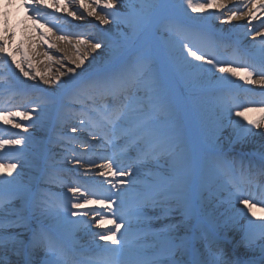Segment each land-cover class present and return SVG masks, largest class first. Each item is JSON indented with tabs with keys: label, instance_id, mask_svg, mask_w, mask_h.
I'll list each match as a JSON object with an SVG mask.
<instances>
[{
	"label": "snow or ice",
	"instance_id": "snow-or-ice-1",
	"mask_svg": "<svg viewBox=\"0 0 264 264\" xmlns=\"http://www.w3.org/2000/svg\"><path fill=\"white\" fill-rule=\"evenodd\" d=\"M183 2L193 13L214 17L221 27L244 20L248 35L253 21L264 27L261 0ZM13 3L8 0V7ZM73 3L100 26L113 25L115 39L74 33L77 54L66 58L72 66L65 65L55 77L38 69L33 74L32 56L16 45V25L0 10V64L9 71L14 65L36 87L55 85L60 93L56 101H32L36 106L28 110L0 111L3 125L19 130L16 138L0 137V150L23 153L28 125L35 126L33 112H43L50 104L59 107L61 120L72 115L77 121L67 132L56 131L55 125L48 130V142L66 154L60 160L58 152L42 157L31 180L18 179L26 159H0V264H264V150L258 165L249 160L245 166L243 157L237 160L223 149L228 129L241 144L257 133L264 136V101L239 105L230 95L238 81L259 85L264 92V32L258 33L259 46L255 41L247 47L233 42L232 55L239 60L222 59L216 51L217 34L176 18L171 0ZM57 4L60 12L76 17L62 0H22L38 17L34 23L41 30L39 9ZM57 39L71 42L66 36ZM47 47L43 55L49 60L55 59L52 49L64 52L55 43ZM97 56L104 59L94 65ZM175 79L208 97L199 110L205 144L201 157L185 136L172 87ZM17 80H5L4 85L20 88L27 82L19 76ZM76 144L86 154L97 149L108 153L96 165L99 180L82 184L61 178L62 161ZM121 144L134 147L136 155L125 158ZM72 161L78 169L86 168L85 177L95 163L75 155ZM149 166L151 171H145ZM139 177L144 183H137ZM217 183L221 192L214 197L213 225L208 227L209 205L201 204L199 189ZM253 187L256 191L248 190ZM85 236L90 241L81 243Z\"/></svg>",
	"mask_w": 264,
	"mask_h": 264
},
{
	"label": "bare ground",
	"instance_id": "bare-ground-1",
	"mask_svg": "<svg viewBox=\"0 0 264 264\" xmlns=\"http://www.w3.org/2000/svg\"><path fill=\"white\" fill-rule=\"evenodd\" d=\"M48 2L55 3L57 2V0H48ZM62 2L67 4L70 10L76 11V17H70L67 15V13L60 12L59 11L60 4H57V7H54V8L42 7L39 9V21L44 23L47 26L52 27L56 32V33H53V32H48L44 29L41 30L34 23V21H36L38 17L35 14L31 13L30 10L22 6V0H14V3L11 7H8V0H0V10L8 12L11 17V24L16 25V36L14 37V40L16 41V45H18L20 48H26L28 50L29 55H31L33 58L32 62L35 65L33 74H35V70L38 69L40 73L46 76L55 77L56 75H58L59 72L65 71L66 67H71L72 66L71 63L67 61L66 58L69 56L75 57L77 54L76 48H75V42L78 37L74 35V33L84 34L85 38H88V39H91L93 36L103 35L100 32V28L98 26L99 22H97L94 18L87 17L86 14L83 12V10H77L76 5L73 3V0H62ZM88 2L91 3V0H88ZM194 2L200 3V2H204V0H194ZM262 2H264V0ZM174 5L176 6L174 7V10L177 11V13H179L185 19L193 20L196 22H201L202 21L201 19L205 16V14L193 13L190 9L186 8L184 6L183 0H181L180 3H175ZM85 18L93 19L92 21L95 23L93 24L85 23ZM204 20H209V19H204ZM239 22H242V24H245L244 20H238L237 23ZM258 23L255 24L254 27L258 26ZM102 28L106 29L110 33H115V28L113 25H109L106 27L102 26ZM219 28H223V27L220 26ZM228 29L232 30L233 26H228ZM260 29H263V28H260ZM259 30L253 33H257ZM41 31L47 32V36H42ZM59 36H66L70 38L71 42H69L68 39L58 40L57 37ZM151 38H153L151 35L145 36V39H151ZM215 38L218 40L220 39L217 35ZM44 41H46L47 43L45 44ZM252 41H255L256 44L261 43V39H257L256 36L252 37V39H250L249 42H252ZM53 43L57 44L59 48H63L64 52L60 53L58 49H52L50 51V55L53 56L55 59L49 60L46 56L43 55V53L49 51L47 45L53 44ZM206 46H207V43H206ZM81 48H83V45H81ZM13 50L14 51L16 50L15 46L13 47ZM16 55H17V58L21 60L22 64L25 63L21 52L19 51L16 52ZM90 59H91V55H90ZM103 59H104L103 56H97L96 60L93 61V64H96L98 62L100 63ZM228 59L239 60L240 58L234 57L232 55ZM85 66H87V62ZM12 67L15 68L14 65H12ZM49 73L53 74V76L50 75ZM24 80L27 81V78H24ZM172 83L174 84L176 88H179V89L182 88L183 91H185L186 89V90L195 92L193 89H190L187 86L183 85L179 79L173 80ZM26 84L36 86V82L34 81H27ZM52 86H55V85H52ZM50 87L51 86H49V88ZM249 88H250L249 85H245L243 84V82H239V81L231 85L230 95L232 96L234 103L247 106V105L252 104L253 102H255L256 104H259V102L264 101V92L259 91V90L258 91L251 90ZM35 93H38V94H35V96H32L29 99H27V96L22 95V94L21 95L13 94L11 98H14L15 100H13L12 102H9L8 105H7V102L9 100L8 101L6 100L7 96L5 97L0 96L1 98L0 99V111H4V110L14 111L16 109L21 110V111L28 110L36 106L35 104L30 103L32 101H35L36 104H40L42 102H48L52 100L51 97L49 96H45L44 94H40L39 92H35ZM195 93L197 94L196 96H193L192 99L190 98L187 99L188 107L190 108L187 121L189 120L192 121L194 126L197 128V127H201V120H200V115H199L200 106L207 104L208 97L207 95H203L204 93H197V92ZM238 93H242L243 95H245L246 99H242L239 101V98H237ZM0 95H1V91H0ZM28 96H31V95L29 94ZM250 96H252V98ZM5 100H6V103H4ZM47 112H48V109L43 112L37 111L34 113L45 114ZM252 115L254 116L258 115V113H253ZM181 116L183 120V127H186L184 116L182 114ZM39 126L41 127V124L36 123V122H35V126H33L31 123H29L28 125V127H33V128H39ZM42 126L45 127V125H42ZM18 131L19 130L17 129H14V130L11 128L9 129L5 127L3 124H0V137L16 138ZM231 132H232V129H228L224 133L225 139L223 142V149L226 153H230L234 157L238 156L239 151L242 148L264 146V136H260L258 133L254 137H251L247 143L241 144V143L235 142V138L231 135ZM184 133H185V130H184ZM28 136H29L28 143H31L32 145L39 147L37 141L31 135H28ZM188 141L190 142L189 139ZM201 141L204 143L203 139ZM190 145L193 149V144L190 143ZM127 146L128 145H125V147ZM59 150L60 149H58V151ZM203 154H204V151L201 150L200 157L203 156ZM30 155L34 156L36 154L35 153L28 154L25 152V150L23 151V153L15 149L0 150V159H2L5 162L7 160H12L13 162H19L20 160H25V159L27 160L26 166L23 169H21V176L18 177V179L24 180V181L31 180L33 176L35 175L34 169H35L36 163H31L32 157ZM60 155L64 156L65 154L60 153ZM60 155L57 157H61ZM50 156H51L50 153H45L42 156L37 157L36 160L38 162L41 160L42 157L48 158ZM249 160H251L252 163L255 165L259 164L258 160L246 158L244 159L245 166H247ZM146 170L151 171V167H147ZM97 171L98 170H96L94 174H96ZM99 179L100 178L98 177V180ZM137 182L144 183V177H139L137 179ZM218 190H221L220 183H217L216 186H205L199 189V199L201 201V204L209 205L207 214H208V220L212 224H213V214H214L212 203L214 201V197L220 194ZM252 190L255 191V188H252ZM253 202L255 203L256 201L254 200Z\"/></svg>",
	"mask_w": 264,
	"mask_h": 264
},
{
	"label": "rangeland",
	"instance_id": "rangeland-1",
	"mask_svg": "<svg viewBox=\"0 0 264 264\" xmlns=\"http://www.w3.org/2000/svg\"><path fill=\"white\" fill-rule=\"evenodd\" d=\"M224 28H228V26H224ZM49 74L53 76V74H51V73H49ZM63 79H66V78H63ZM58 109H59V107L57 106L56 107V113H57ZM37 117H39V118H37ZM44 117H45V115H37V114L33 115V118L38 120L39 122H42ZM57 117H58L59 122H61V124L66 123V122H77L76 119L74 118V116H72V115H65L62 118V120H61V114H59ZM57 131H59L61 133L66 132V130L64 128L62 129L61 127L58 128ZM38 132H40V134H42V138H44L45 131L44 130L41 131L38 129ZM38 132H36V133H38ZM94 161H96V160H94Z\"/></svg>",
	"mask_w": 264,
	"mask_h": 264
}]
</instances>
